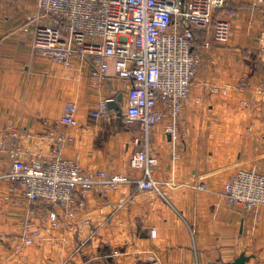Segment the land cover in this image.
<instances>
[{
	"label": "crops",
	"instance_id": "1",
	"mask_svg": "<svg viewBox=\"0 0 264 264\" xmlns=\"http://www.w3.org/2000/svg\"><path fill=\"white\" fill-rule=\"evenodd\" d=\"M34 11L33 0H0V142L16 145L14 156L25 163L56 149L87 173L140 180L129 166L138 127L123 120L128 83L113 76L112 64L106 81L77 58L69 66L35 65ZM214 19L227 20L230 34L216 43L201 31L204 43L194 45L201 60L176 138L165 133L168 118L150 130L156 190L123 185L104 198L91 191L78 216L52 228L47 212L2 178L12 159L0 150V264H231L241 253L246 264H264V206L229 208L224 197L238 172L264 174V68L256 58L264 7L236 0ZM119 95L121 116L111 109L108 118L92 117ZM68 103L77 110L74 128L60 124Z\"/></svg>",
	"mask_w": 264,
	"mask_h": 264
},
{
	"label": "built area",
	"instance_id": "2",
	"mask_svg": "<svg viewBox=\"0 0 264 264\" xmlns=\"http://www.w3.org/2000/svg\"><path fill=\"white\" fill-rule=\"evenodd\" d=\"M33 2L35 11L28 18L32 54L63 66H69L75 58L83 60L102 81L108 80L112 64L113 76L129 85L123 120L136 125L142 135L131 139L129 160L130 168L141 172L140 180L105 172L87 173L56 149L45 160L25 163L14 156L18 152L16 145L10 149L0 142V150L12 159L11 169L2 178L17 183L26 202L42 207L51 227L57 228L61 219L73 220L85 209V197L91 191L104 198L123 185H136L140 191L156 190L150 175L156 164V158L149 153L150 130L168 118L170 126L165 133L176 138L182 102L191 93L201 60L193 46V30L206 32L216 43L226 42L229 23L214 19V13L236 0ZM251 4L264 7V0H251ZM256 58L264 68V30ZM76 111L74 104H66L60 124L76 127ZM108 115L107 101L92 113L93 118ZM224 197L229 208L239 206L248 212L264 206V174L256 168L238 172L225 184ZM93 236L94 232L90 238Z\"/></svg>",
	"mask_w": 264,
	"mask_h": 264
},
{
	"label": "water",
	"instance_id": "3",
	"mask_svg": "<svg viewBox=\"0 0 264 264\" xmlns=\"http://www.w3.org/2000/svg\"><path fill=\"white\" fill-rule=\"evenodd\" d=\"M122 99H121V95L117 96L116 101H107V108L109 110H114L117 112L118 116H121V109L118 106V103H121ZM250 260L249 257L245 256L244 253H241L236 259L233 260V262L231 264H246L248 261Z\"/></svg>",
	"mask_w": 264,
	"mask_h": 264
},
{
	"label": "trees",
	"instance_id": "4",
	"mask_svg": "<svg viewBox=\"0 0 264 264\" xmlns=\"http://www.w3.org/2000/svg\"><path fill=\"white\" fill-rule=\"evenodd\" d=\"M193 36V46L195 45V43H198L199 45L204 43L205 35L201 31L193 30Z\"/></svg>",
	"mask_w": 264,
	"mask_h": 264
},
{
	"label": "rangeland",
	"instance_id": "5",
	"mask_svg": "<svg viewBox=\"0 0 264 264\" xmlns=\"http://www.w3.org/2000/svg\"><path fill=\"white\" fill-rule=\"evenodd\" d=\"M45 60H47V61H49L48 59H46V58H42V57H39V56H36L35 57V65H39V62H45ZM50 62V61H49ZM72 62V61H71ZM137 127V126H136ZM135 127V128H136ZM136 136H138V137H141L142 135H141V133L138 131V128H136ZM136 172H139V173H141L140 171H136ZM116 191V190H115ZM112 192V191H111ZM90 236V235H89ZM81 246V245H80Z\"/></svg>",
	"mask_w": 264,
	"mask_h": 264
}]
</instances>
